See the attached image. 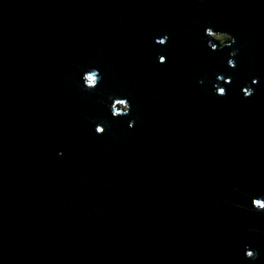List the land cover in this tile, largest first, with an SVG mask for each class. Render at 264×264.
Wrapping results in <instances>:
<instances>
[{"label": "water", "instance_id": "obj_1", "mask_svg": "<svg viewBox=\"0 0 264 264\" xmlns=\"http://www.w3.org/2000/svg\"><path fill=\"white\" fill-rule=\"evenodd\" d=\"M259 197L264 0H0V264H264Z\"/></svg>", "mask_w": 264, "mask_h": 264}, {"label": "clouds", "instance_id": "obj_2", "mask_svg": "<svg viewBox=\"0 0 264 264\" xmlns=\"http://www.w3.org/2000/svg\"><path fill=\"white\" fill-rule=\"evenodd\" d=\"M200 2H203V0H200ZM204 38L208 41V47L211 49L212 52L221 51L224 48H232L233 45L236 44V39L233 34L223 32V31H214L213 28L209 27L205 30ZM168 40V36L165 35L164 38L157 39L155 41L156 44L160 46H166ZM239 55V49H235L231 51L230 57L227 61L228 67L235 69L237 67L235 58ZM159 63L165 64L166 58L164 56L159 57ZM103 79L102 74L100 71L96 68H88L86 70H83L82 73V84L81 86L82 91L86 92H95L97 88L99 87L101 81ZM217 81L222 84H231V80L225 78L223 76H217ZM258 80L254 79L251 81V85H257ZM215 94L223 98L227 96V89L223 86L216 85L215 87ZM242 94L244 99H249L254 95V89L251 86L244 87L242 90ZM110 100H112V103L110 105V111L111 116L114 119H120L123 117H126L131 114V105L129 101L126 98H114L109 97ZM107 123V122H105ZM134 126V121L129 124V128H132ZM106 132V128L100 125H97L95 127V133L97 135H103ZM237 207H240V205H237ZM252 211H255L257 213H264V197L259 198H253L251 200V209ZM245 258L248 260L255 261L258 258V253L254 250H248L246 247L245 250Z\"/></svg>", "mask_w": 264, "mask_h": 264}]
</instances>
